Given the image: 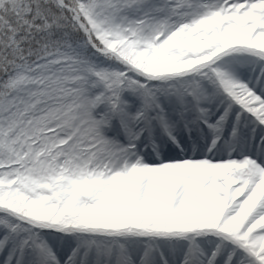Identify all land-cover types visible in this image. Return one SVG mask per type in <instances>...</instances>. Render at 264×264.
I'll return each instance as SVG.
<instances>
[{
  "label": "snow or ice",
  "instance_id": "6c2138e0",
  "mask_svg": "<svg viewBox=\"0 0 264 264\" xmlns=\"http://www.w3.org/2000/svg\"><path fill=\"white\" fill-rule=\"evenodd\" d=\"M0 264H264V0H0Z\"/></svg>",
  "mask_w": 264,
  "mask_h": 264
}]
</instances>
